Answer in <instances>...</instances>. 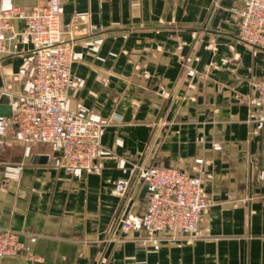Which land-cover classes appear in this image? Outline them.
Returning a JSON list of instances; mask_svg holds the SVG:
<instances>
[{"label": "crops", "instance_id": "1", "mask_svg": "<svg viewBox=\"0 0 264 264\" xmlns=\"http://www.w3.org/2000/svg\"><path fill=\"white\" fill-rule=\"evenodd\" d=\"M38 1L0 0V10ZM244 9L245 0H61L74 49L68 109L105 123L101 171L63 168L50 146L22 143L11 128L0 231L20 234L23 250L0 264H264V125L253 106L264 51L238 39ZM34 49L0 62V106L13 110L30 89ZM7 165L23 167L18 181L5 179ZM150 167L200 169L210 200L202 239L114 234L117 217L147 205L144 187L115 196L117 181Z\"/></svg>", "mask_w": 264, "mask_h": 264}, {"label": "built area", "instance_id": "2", "mask_svg": "<svg viewBox=\"0 0 264 264\" xmlns=\"http://www.w3.org/2000/svg\"><path fill=\"white\" fill-rule=\"evenodd\" d=\"M218 1V0H216ZM24 24L17 30L16 22ZM238 39L264 51V0H245ZM33 45L34 77L27 94L13 108L11 117L0 116V147L11 128L15 138L29 146L48 145L58 154L61 167L98 174L97 159L105 123L97 114L79 116L69 111L73 87L74 49L61 27V0H39L30 10L18 7L0 10V62L20 47ZM26 76V67L18 74ZM254 119L264 125V76L255 83ZM220 151L219 145H214ZM201 165V160H196ZM23 167L7 165L4 177L18 181ZM200 169L188 173L172 167L140 168L133 176L117 181L114 195L125 198L146 187V212L117 217L114 234L145 233L152 243L165 234L202 239V223L210 207ZM35 242V238L30 239ZM23 250L20 234L0 231V259L14 258Z\"/></svg>", "mask_w": 264, "mask_h": 264}, {"label": "water", "instance_id": "3", "mask_svg": "<svg viewBox=\"0 0 264 264\" xmlns=\"http://www.w3.org/2000/svg\"><path fill=\"white\" fill-rule=\"evenodd\" d=\"M12 115V108L9 106H0V116H4V117H11ZM44 162L46 161V157H42V158H37L36 162ZM146 193H147V188L144 187L142 192H141V198H145L146 197ZM188 235V234H185ZM21 242H23V239H21Z\"/></svg>", "mask_w": 264, "mask_h": 264}, {"label": "rangeland", "instance_id": "4", "mask_svg": "<svg viewBox=\"0 0 264 264\" xmlns=\"http://www.w3.org/2000/svg\"><path fill=\"white\" fill-rule=\"evenodd\" d=\"M137 240H138V239H137ZM137 240H136V242H137ZM145 241H146V242H150L148 239H146ZM193 241H197V240H193ZM139 242H144V241H143V239H142V240L140 239Z\"/></svg>", "mask_w": 264, "mask_h": 264}]
</instances>
